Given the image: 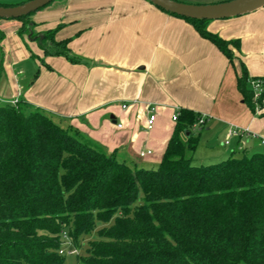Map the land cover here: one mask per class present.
I'll return each instance as SVG.
<instances>
[{
    "label": "trees",
    "instance_id": "trees-1",
    "mask_svg": "<svg viewBox=\"0 0 264 264\" xmlns=\"http://www.w3.org/2000/svg\"><path fill=\"white\" fill-rule=\"evenodd\" d=\"M163 11L186 19L233 63L238 39L209 31L211 20ZM29 15L16 19L21 36ZM61 25L36 40L46 54L77 62L69 39L55 38ZM251 78L242 65L237 86L255 112ZM178 113L160 163L146 168L22 98L0 101V264H63V247L83 249L100 224L77 264H264V152L195 164L192 126L201 114Z\"/></svg>",
    "mask_w": 264,
    "mask_h": 264
},
{
    "label": "crops",
    "instance_id": "crops-1",
    "mask_svg": "<svg viewBox=\"0 0 264 264\" xmlns=\"http://www.w3.org/2000/svg\"><path fill=\"white\" fill-rule=\"evenodd\" d=\"M23 2L0 0L9 5ZM31 19L42 24L41 32L62 24L55 38H68L71 53L80 60L46 54L39 40L19 34L21 21L0 19L6 53L0 68L17 83H2L0 101L22 98L56 114L91 145L115 153L130 166L151 168L160 163L177 123L173 115L181 108L206 116L201 130H193L199 140L204 128L208 131L209 156L201 164L244 149L264 152L259 141L264 140V105L255 114L237 86L242 65L248 76L264 80V6L208 22L209 31L240 41L233 63L186 19L148 0H64L39 9ZM150 105L156 106V119L147 129ZM231 125L250 133L229 137ZM196 148L189 153L193 160Z\"/></svg>",
    "mask_w": 264,
    "mask_h": 264
},
{
    "label": "water",
    "instance_id": "water-1",
    "mask_svg": "<svg viewBox=\"0 0 264 264\" xmlns=\"http://www.w3.org/2000/svg\"><path fill=\"white\" fill-rule=\"evenodd\" d=\"M54 0H27L16 5H0L1 19H17L47 6ZM154 6L193 19H226L253 12L264 6V0H226L215 3H188L180 0H148ZM186 136L190 135L185 131Z\"/></svg>",
    "mask_w": 264,
    "mask_h": 264
},
{
    "label": "rangeland",
    "instance_id": "rangeland-1",
    "mask_svg": "<svg viewBox=\"0 0 264 264\" xmlns=\"http://www.w3.org/2000/svg\"><path fill=\"white\" fill-rule=\"evenodd\" d=\"M24 1H27V0H24ZM58 2H61V3H64V0H54L52 1L50 4H57ZM14 4V3H13ZM49 6V4H48ZM51 6H55V5H51ZM34 13H32L31 15L28 16V27L26 26L25 28V31H24V37H25V40H36L37 37L41 36L44 32H41L40 31V27L42 24H38V23H35L34 21H32L31 19V16L33 15ZM53 16H57V12L53 13ZM13 20V19H11ZM1 22V20H0ZM48 22H50V20L48 19ZM0 46H3V39H0ZM4 54V55H3ZM5 51L0 48V59L3 61V66H4V63H5V57L2 58L3 56H5ZM30 62H34V60L30 61ZM12 79V80H11ZM6 80H10L12 82H14L15 84L16 83V78H14L12 75H9L8 74V71L6 70V68H0V90L2 89L3 86L2 83L5 82ZM19 84H21V82H19ZM4 85V84H3ZM19 99H14L12 100L11 102H14L16 103ZM246 105H248V103L246 102ZM249 106V105H248ZM206 133H208V131L206 130V128H204V131L201 133L200 135V140H199V144L195 150L196 154H195V159L193 160L194 163H197V164H201L205 159L208 158L209 154V149L210 147H208L206 144H205V137H206ZM217 143L220 144V134L218 133L217 136ZM263 140V137L262 139H260L259 141L263 144L262 145V149L264 151V142H262ZM264 141V140H263ZM209 161V160H208ZM204 164V163H203ZM102 226H104L103 224H100L97 226V228L93 231V235H89V236H85L82 240V244L84 245L83 249H76V250H72V251H68L67 250V246H64L63 249H64V262L63 264H77V255L78 254H81L83 253L84 251V248L87 247L88 245V242L92 239H94V235L96 233V231L101 228Z\"/></svg>",
    "mask_w": 264,
    "mask_h": 264
},
{
    "label": "built area",
    "instance_id": "built-area-1",
    "mask_svg": "<svg viewBox=\"0 0 264 264\" xmlns=\"http://www.w3.org/2000/svg\"><path fill=\"white\" fill-rule=\"evenodd\" d=\"M249 84L251 89L253 90V100L255 102V114H259L262 107L259 105V98L264 90V80L262 78H251L249 80ZM124 107H127V105H124ZM178 112H176L173 115V120H177L178 117ZM156 119V106L154 105H150L149 106V114H148V118H147V123H146V128L147 129H151L153 127V124L155 122ZM206 121V116L205 115H201L200 118L198 119V121L193 124L192 129L193 130H201L202 126L205 124ZM122 124H118V127H121ZM250 133L248 129L245 128H241L239 126L236 125H231L228 129V136H236V135H241V134H248ZM257 136V135H256ZM226 143H228V140L226 141ZM146 153H150V151L147 152H141V156L145 155Z\"/></svg>",
    "mask_w": 264,
    "mask_h": 264
}]
</instances>
